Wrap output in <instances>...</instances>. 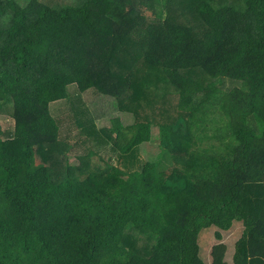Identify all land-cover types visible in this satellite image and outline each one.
I'll return each mask as SVG.
<instances>
[{
    "label": "trees",
    "instance_id": "1",
    "mask_svg": "<svg viewBox=\"0 0 264 264\" xmlns=\"http://www.w3.org/2000/svg\"><path fill=\"white\" fill-rule=\"evenodd\" d=\"M0 116V264H264V0H0Z\"/></svg>",
    "mask_w": 264,
    "mask_h": 264
},
{
    "label": "rangeland",
    "instance_id": "2",
    "mask_svg": "<svg viewBox=\"0 0 264 264\" xmlns=\"http://www.w3.org/2000/svg\"><path fill=\"white\" fill-rule=\"evenodd\" d=\"M49 4L53 5H58L61 0H43ZM159 5V10L160 13H162L161 19L165 21L166 18V11L162 10V7L160 4ZM159 15L161 16V14ZM166 24V22H165ZM166 27L170 28L171 26L169 24H166ZM173 35V40H172V59L171 61L167 62V67L170 68H181V67H194V66H203L206 58H207V53L208 50L201 45L194 43V41L191 40L189 34L187 31H184L183 29H177V27L174 29V32L172 33ZM196 53V54H195ZM77 90L76 85H70L67 88L68 93L70 92L73 100H75V90ZM88 98L86 101L90 100V105L92 108V111L94 112V109H96L97 113H100L101 111H105L107 113V118H115L118 115L121 118V122L124 126H130L134 122V116L131 113L127 112H117L113 109H111L110 105L106 103V97L99 96L100 98L104 99L102 102H100L97 98V95L92 94L94 92L89 91L85 94H89ZM94 99V100H93ZM72 100V101H73ZM114 100V99H113ZM84 101V99H83ZM63 102V101H62ZM80 103V101H79ZM94 103H96L94 105ZM59 104V103H58ZM74 104V103H73ZM56 104H51V107H54ZM104 106H107V108H104ZM110 106V107H109ZM74 107L71 103L68 105V108ZM94 108V109H93ZM107 109V110H106ZM51 113L53 114L52 110ZM67 117L65 119L66 125H70V129L72 128L71 126V118ZM98 125H100V122H97ZM0 124L4 132L11 133L13 129V124L12 120L8 116H0ZM158 133L156 128L153 129V134H152V140L149 143H144L143 145L139 146L135 152H134V162L128 161V159L124 158L122 161H118V159H115V162L120 165V167L123 170H136L140 164H143L149 157H153L157 155L160 152L159 148V139H158ZM81 151V150H80ZM91 164L93 165H106L105 162L101 161L98 156H95L91 160ZM233 236V234H231Z\"/></svg>",
    "mask_w": 264,
    "mask_h": 264
}]
</instances>
